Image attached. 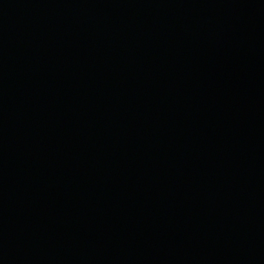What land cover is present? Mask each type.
Wrapping results in <instances>:
<instances>
[{"label": "water", "instance_id": "water-1", "mask_svg": "<svg viewBox=\"0 0 264 264\" xmlns=\"http://www.w3.org/2000/svg\"><path fill=\"white\" fill-rule=\"evenodd\" d=\"M0 264H264V0H0Z\"/></svg>", "mask_w": 264, "mask_h": 264}]
</instances>
